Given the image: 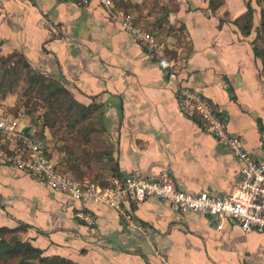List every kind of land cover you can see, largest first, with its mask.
<instances>
[{"label": "crops", "instance_id": "obj_1", "mask_svg": "<svg viewBox=\"0 0 264 264\" xmlns=\"http://www.w3.org/2000/svg\"><path fill=\"white\" fill-rule=\"evenodd\" d=\"M122 1L126 7L117 0L109 6L99 0L81 5L0 0V64L10 61L19 71V54L78 102L99 106L87 144L81 137H52L37 115L23 110L25 130L35 134L53 162L74 158L76 178L101 187L165 170L179 188L229 194L241 162L198 109L184 103L182 90L207 101L249 152L264 154L258 143L264 73L252 49L262 5L256 0ZM248 3L253 17L245 34L238 18ZM126 16L156 36L173 62L174 79L126 28ZM19 79L20 74L14 82ZM121 208L128 218L0 160V226L17 227L12 240L29 242L43 256L60 255L66 264H264V232L242 230L229 218L218 228L215 215L175 210L155 196L140 202L125 198ZM77 210L89 212L93 221L77 217Z\"/></svg>", "mask_w": 264, "mask_h": 264}, {"label": "built area", "instance_id": "obj_2", "mask_svg": "<svg viewBox=\"0 0 264 264\" xmlns=\"http://www.w3.org/2000/svg\"><path fill=\"white\" fill-rule=\"evenodd\" d=\"M79 5L90 0H71ZM109 6L112 0H99ZM123 23L138 42L156 55L158 64L167 69L168 76L175 78L172 60L165 54L162 44L156 36L136 25L129 17H122ZM184 103L193 104L207 122L215 135L225 142L234 156L241 162L238 180L229 194L214 195L206 190L188 191L176 186L169 174L162 170L157 174L141 176L131 175L118 186L101 187L89 180H80L58 165L46 154L42 142L30 130H25L27 115L21 110L16 114L0 112V160L8 162L32 173L50 186L57 187L77 197H90L120 211L122 201L140 202L148 196H155L168 202L179 211H205L215 215L222 225L223 218H229L242 230L264 232V154L255 156L243 145L241 138L226 129L224 121L218 117L212 106L197 98L186 89L182 90ZM258 143L264 147V127L260 129ZM75 215L84 221L92 222V216L84 210H77ZM161 260L165 262L161 256Z\"/></svg>", "mask_w": 264, "mask_h": 264}, {"label": "trees", "instance_id": "obj_3", "mask_svg": "<svg viewBox=\"0 0 264 264\" xmlns=\"http://www.w3.org/2000/svg\"><path fill=\"white\" fill-rule=\"evenodd\" d=\"M257 1L259 3L262 0ZM120 3L123 4L124 2L121 0ZM261 3L263 5L260 8L256 36L252 40V49L254 55L260 59L264 73V0ZM123 5L124 7L127 6L126 4ZM252 17L253 9L248 3L247 10L238 18V20L242 19L243 21L238 22L237 20L239 27L245 34L249 33L252 27ZM135 20L137 21V18ZM17 56V62L24 70V76L28 80V85L23 94L28 97L26 106L29 107V111L33 114L36 109L35 106L38 102H41L42 110L36 118L43 127H48L52 134L61 139L71 140L81 137L84 144H87L89 131L93 126L91 116L96 110H99V106L93 103L85 105L78 102L57 79L48 78L43 73L34 70L28 66L21 55L17 54ZM6 71L10 72L14 79L20 73V70L17 71L16 68H14V71ZM32 102L34 107L31 105ZM70 152L74 156L73 152ZM65 166L77 177L74 158L66 159ZM16 230L17 227L0 226V264H33L35 260H37V264L68 263V260L60 255H41V249L27 241L12 240L11 234Z\"/></svg>", "mask_w": 264, "mask_h": 264}, {"label": "rangeland", "instance_id": "obj_4", "mask_svg": "<svg viewBox=\"0 0 264 264\" xmlns=\"http://www.w3.org/2000/svg\"><path fill=\"white\" fill-rule=\"evenodd\" d=\"M120 1L121 0H117V2H120ZM152 2L153 1L150 0L149 1V5H151ZM261 2H263V0ZM261 2L258 3V1H257V3L259 5H263V3L261 4ZM150 8H154V6L150 7ZM12 61H14V59H12ZM8 63H9V66H7V64L4 65V66H2L0 64V109L5 111V112H9V113H13V114H16L20 110H24L28 114H31L33 116H35V115L38 116L39 112H41V110H42L41 109L42 108L41 107V102H38L37 105L35 104L36 105L35 106L36 109L33 112V114H32V112L29 111V107L24 105V101L28 100L27 96L23 95V91L27 87V83L24 80V77H25L24 76V70L20 68V71H19L20 72L19 73L20 74V79L18 81L14 82V76L13 75L11 76L10 72L6 71V70L12 71V63L10 61H8ZM12 82H14V83L11 86L10 84ZM31 105L34 107V103L33 102L31 103ZM38 128H39V130H38ZM47 130H48V133L52 137L60 139V137H57L56 135L52 134L51 131L49 130V128ZM39 132H40V127H37V133H39ZM58 144H60V141H58ZM49 146H50V144L48 145V148H49ZM59 147H60V145H59ZM82 148H85V147H82ZM64 158H65V154H64ZM62 161L63 160L59 161L58 165L63 170H66L67 168H66L64 162H62ZM69 172L74 175V173L72 171H69Z\"/></svg>", "mask_w": 264, "mask_h": 264}]
</instances>
